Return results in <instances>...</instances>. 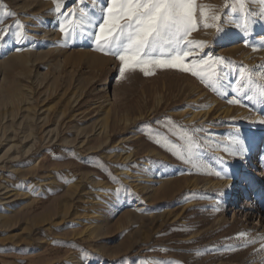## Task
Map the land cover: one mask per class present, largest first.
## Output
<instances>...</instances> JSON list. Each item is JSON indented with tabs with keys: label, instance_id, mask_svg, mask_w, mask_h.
Instances as JSON below:
<instances>
[{
	"label": "rangeland",
	"instance_id": "374dc122",
	"mask_svg": "<svg viewBox=\"0 0 264 264\" xmlns=\"http://www.w3.org/2000/svg\"><path fill=\"white\" fill-rule=\"evenodd\" d=\"M107 2L61 0V16L54 0H0V264H264V20L248 25L264 3L195 0L188 39L231 62L201 81L118 77L92 39ZM82 9L91 23L65 40ZM238 129L244 159L226 150Z\"/></svg>",
	"mask_w": 264,
	"mask_h": 264
},
{
	"label": "snow or ice",
	"instance_id": "6c2138e0",
	"mask_svg": "<svg viewBox=\"0 0 264 264\" xmlns=\"http://www.w3.org/2000/svg\"><path fill=\"white\" fill-rule=\"evenodd\" d=\"M245 2L246 0H241L242 7ZM261 2L264 3V0ZM54 3L55 13L63 16L61 0H54ZM224 7L225 9L229 7L227 0ZM103 11L105 13L103 21L93 26L95 28L92 34L93 43L96 46L95 50L113 55L120 61L122 65L118 70L120 78L127 70L139 69L147 76L150 68L159 67L178 69L204 81L212 77L218 78L217 68L231 63L226 62L222 57L208 56L203 51L209 47L205 42H193L188 39L191 32L197 29L195 0H108ZM8 15L15 14L8 13ZM201 15L205 28H215L218 38L227 35L223 17L220 14L203 8ZM3 16L4 13L0 12V18ZM69 16L73 19L71 27L66 29L64 26L68 23L69 17H65L59 27L65 40L71 39L77 32H84L91 23L86 9H82L78 14L70 13ZM257 19L264 20V12H260L258 17H250L248 25H254ZM248 25L244 27L245 32L248 31ZM11 27L18 30L17 41L19 42V29H22L23 25L17 23ZM9 31V28L0 29V42H3ZM197 51L201 53L200 56L194 55ZM189 57H192V61L186 64L185 60ZM240 77L244 79L243 70L240 71ZM261 78L264 79V76ZM251 80L249 75L247 83L250 84ZM259 95L264 98V87L259 89ZM260 123L264 124V120ZM156 134L159 135V133ZM231 135L232 141L226 146L227 154L235 159H244L247 145L241 131L238 129ZM156 143L159 144V141ZM221 163L223 164L224 161L221 160ZM261 166L264 167V164ZM216 175L229 179L224 170L217 172ZM253 242L249 241V243ZM153 264H159V262H153Z\"/></svg>",
	"mask_w": 264,
	"mask_h": 264
},
{
	"label": "bare ground",
	"instance_id": "6f19581e",
	"mask_svg": "<svg viewBox=\"0 0 264 264\" xmlns=\"http://www.w3.org/2000/svg\"><path fill=\"white\" fill-rule=\"evenodd\" d=\"M105 85H107V82L106 83H104L103 84V86H105ZM257 128H260V127H257ZM129 158V157H128ZM128 158H126V159H128ZM262 159V162H264V157L263 158H261ZM140 172V171H139ZM138 175V174H137ZM133 178H135V179H137V180H139L140 181V179H142L141 178V176H134ZM138 182V181H137ZM141 182V181H140ZM137 186V185H136ZM148 189V188H147ZM146 190V189H145ZM1 192V191H0ZM5 200V199H4ZM262 208V207H261Z\"/></svg>",
	"mask_w": 264,
	"mask_h": 264
}]
</instances>
